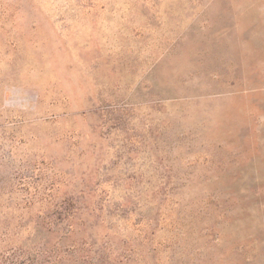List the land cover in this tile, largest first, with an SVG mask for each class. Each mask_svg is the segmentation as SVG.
<instances>
[{
    "label": "rangeland",
    "instance_id": "1",
    "mask_svg": "<svg viewBox=\"0 0 264 264\" xmlns=\"http://www.w3.org/2000/svg\"><path fill=\"white\" fill-rule=\"evenodd\" d=\"M0 229L264 264V0H0Z\"/></svg>",
    "mask_w": 264,
    "mask_h": 264
},
{
    "label": "trees",
    "instance_id": "2",
    "mask_svg": "<svg viewBox=\"0 0 264 264\" xmlns=\"http://www.w3.org/2000/svg\"><path fill=\"white\" fill-rule=\"evenodd\" d=\"M65 240L66 236L59 239L40 234L16 237L0 229V264H66L67 260L80 264L81 259H87L75 261L72 256L77 247L72 242L63 245Z\"/></svg>",
    "mask_w": 264,
    "mask_h": 264
}]
</instances>
